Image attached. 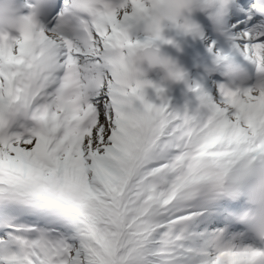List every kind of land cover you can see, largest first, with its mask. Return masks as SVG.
I'll use <instances>...</instances> for the list:
<instances>
[{"label":"snow or ice","instance_id":"6c2138e0","mask_svg":"<svg viewBox=\"0 0 264 264\" xmlns=\"http://www.w3.org/2000/svg\"><path fill=\"white\" fill-rule=\"evenodd\" d=\"M22 7L0 4V264H264L234 215L264 192V91L196 85L193 111L170 109L117 55L151 42L126 32L147 0ZM251 7L227 35L264 77V0Z\"/></svg>","mask_w":264,"mask_h":264},{"label":"clouds","instance_id":"9594fccd","mask_svg":"<svg viewBox=\"0 0 264 264\" xmlns=\"http://www.w3.org/2000/svg\"><path fill=\"white\" fill-rule=\"evenodd\" d=\"M89 6L104 15H119L126 9L129 0H88ZM226 0H147L148 12L137 14L127 25L126 32L132 37L136 33H142L144 39H151L150 43L141 42L127 49L126 54L117 53L128 65L134 82L142 85L140 91L147 95L146 89L150 88L153 81L148 79V72L160 69L165 74V79L179 82L184 79L185 73L174 61L161 54L159 47L154 42L163 39L164 28L171 27L185 35H193L199 32V25L191 19V15L197 8L211 9V15L215 18ZM6 8L12 6L19 9L16 0H0ZM99 19V16L97 17ZM135 40V39H133ZM224 61L223 74L230 82H239L242 85L247 80L246 69L228 59ZM180 79H177V76ZM224 90L231 92L233 87L222 84ZM237 85L235 89L244 88ZM257 95L264 91V77H261L251 86ZM244 206L239 213L234 214L237 222L244 224L258 239H264V192L252 191L243 197Z\"/></svg>","mask_w":264,"mask_h":264},{"label":"bare ground","instance_id":"6f19581e","mask_svg":"<svg viewBox=\"0 0 264 264\" xmlns=\"http://www.w3.org/2000/svg\"><path fill=\"white\" fill-rule=\"evenodd\" d=\"M178 34L179 38L175 39V41L171 43H167L166 41H170V38L175 37V35ZM141 36L140 40L142 41L144 39V35L142 33H136L135 36ZM163 39L157 40L154 42L158 47L161 49V54L168 57L172 61L176 63L178 67H180L181 63H188L190 68H192L194 65L193 61L195 59V53L196 50L193 48L192 45L189 44V41H187L184 36L174 30H169V28L165 27L163 30ZM136 39V38H134ZM177 57V58H176ZM165 74L161 70H156L155 72H151L148 74V79L153 81L154 84L159 85L163 87L165 84H169L170 89L165 90L163 93V97L166 98L165 100L168 102V105H172L173 109H176L177 106L181 103V100L183 99L181 87L183 83L186 81V78L179 82H174L172 80L165 79ZM200 88L206 92V89H204L203 85H199ZM152 89V98L151 101L153 103L159 104L161 100L156 97L155 91ZM197 100V98H195ZM194 101V100H193ZM171 109V107H169Z\"/></svg>","mask_w":264,"mask_h":264}]
</instances>
